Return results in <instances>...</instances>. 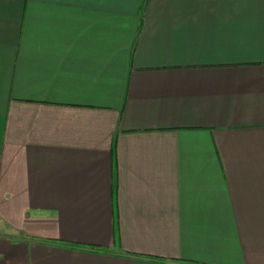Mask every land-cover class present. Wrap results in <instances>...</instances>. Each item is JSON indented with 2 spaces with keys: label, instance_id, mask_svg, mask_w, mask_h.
<instances>
[{
  "label": "crops",
  "instance_id": "obj_1",
  "mask_svg": "<svg viewBox=\"0 0 264 264\" xmlns=\"http://www.w3.org/2000/svg\"><path fill=\"white\" fill-rule=\"evenodd\" d=\"M0 264H264V0H0Z\"/></svg>",
  "mask_w": 264,
  "mask_h": 264
}]
</instances>
